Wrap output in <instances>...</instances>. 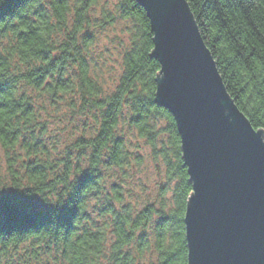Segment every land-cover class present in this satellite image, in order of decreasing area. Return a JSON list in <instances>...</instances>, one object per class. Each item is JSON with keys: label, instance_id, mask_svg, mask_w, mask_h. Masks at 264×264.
<instances>
[{"label": "trees", "instance_id": "16d2710c", "mask_svg": "<svg viewBox=\"0 0 264 264\" xmlns=\"http://www.w3.org/2000/svg\"><path fill=\"white\" fill-rule=\"evenodd\" d=\"M98 1L0 0V147L9 177L0 191V264H187L193 188L174 116L155 101L161 66L150 21L136 0H117L97 18ZM186 2L227 94L264 134V0ZM118 21L130 37L108 91L91 50L96 30ZM68 113L82 117L81 127L58 146L52 120ZM136 139L160 176L157 199L140 206L131 203L145 162Z\"/></svg>", "mask_w": 264, "mask_h": 264}, {"label": "water", "instance_id": "95a60500", "mask_svg": "<svg viewBox=\"0 0 264 264\" xmlns=\"http://www.w3.org/2000/svg\"><path fill=\"white\" fill-rule=\"evenodd\" d=\"M161 66L155 101L174 116L193 191L187 264H264V134L227 94L186 0H136Z\"/></svg>", "mask_w": 264, "mask_h": 264}, {"label": "rangeland", "instance_id": "374dc122", "mask_svg": "<svg viewBox=\"0 0 264 264\" xmlns=\"http://www.w3.org/2000/svg\"><path fill=\"white\" fill-rule=\"evenodd\" d=\"M117 0H99L95 10V15L100 18L102 10H113ZM130 26L127 22L118 21L113 25L106 26L103 29H97L96 41L92 46L91 54L93 61V70L104 82L106 90L111 91L121 74V56L128 45L130 37ZM55 118L51 126V137L56 135L62 143L56 145L65 146L69 144L81 127L82 117L68 113V115H59ZM70 123V124H69ZM66 124H69L66 127ZM55 138V137H54ZM57 140V139H56ZM132 144L138 146V152L145 159L144 165L137 171L134 180L130 184L132 187L131 203L141 205L148 198L157 199V183L160 176L154 162L150 159V150L142 140L136 139ZM132 180V179H130ZM9 182L6 174V161L4 153L0 147V191L5 188ZM156 188V189H155ZM155 190V193H154ZM153 191V193H152ZM169 196V195H168Z\"/></svg>", "mask_w": 264, "mask_h": 264}]
</instances>
